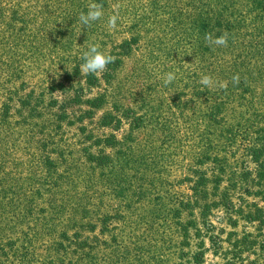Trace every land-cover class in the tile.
I'll list each match as a JSON object with an SVG mask.
<instances>
[{"label": "rangeland", "instance_id": "obj_1", "mask_svg": "<svg viewBox=\"0 0 264 264\" xmlns=\"http://www.w3.org/2000/svg\"><path fill=\"white\" fill-rule=\"evenodd\" d=\"M258 161L264 0H0V264H264Z\"/></svg>", "mask_w": 264, "mask_h": 264}, {"label": "clouds", "instance_id": "obj_2", "mask_svg": "<svg viewBox=\"0 0 264 264\" xmlns=\"http://www.w3.org/2000/svg\"><path fill=\"white\" fill-rule=\"evenodd\" d=\"M103 15L101 6H98L96 4H92L89 7V10L87 14L81 13L80 15V22L82 26H88L92 21L98 20ZM117 15H113L109 19V24L113 27H115ZM206 39L210 42L213 41V37L211 34H208L206 36ZM215 43L217 44H225L226 43V37L221 36L216 38ZM82 59L84 61L83 64V70L85 73H95L97 71H103L106 68V65L110 62H113L114 58L109 56H105L103 53H101L98 48L95 45H91L88 48V51H86ZM174 75L172 73L167 74V79L165 80V83H169L174 79ZM238 76L233 77V80L235 82H238ZM203 84L207 85L210 83V78L207 76L202 77Z\"/></svg>", "mask_w": 264, "mask_h": 264}, {"label": "trees", "instance_id": "obj_3", "mask_svg": "<svg viewBox=\"0 0 264 264\" xmlns=\"http://www.w3.org/2000/svg\"><path fill=\"white\" fill-rule=\"evenodd\" d=\"M262 161L256 162V164L258 166V173H260V175H264V162H262ZM226 205L224 204L225 208L230 210V212H231V210H234V208H233L234 205H233V203L230 204V201L228 204L229 206L227 207ZM241 211H243V210H241ZM243 215L247 221L258 220V222L264 223V206H254L253 210H251V209L245 210L243 212ZM232 260L233 259H231V261L226 260L224 264H233Z\"/></svg>", "mask_w": 264, "mask_h": 264}]
</instances>
